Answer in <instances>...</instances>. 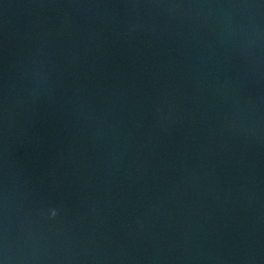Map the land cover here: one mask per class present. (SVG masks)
Instances as JSON below:
<instances>
[{
	"label": "water",
	"instance_id": "water-1",
	"mask_svg": "<svg viewBox=\"0 0 264 264\" xmlns=\"http://www.w3.org/2000/svg\"><path fill=\"white\" fill-rule=\"evenodd\" d=\"M0 264H264V0H0Z\"/></svg>",
	"mask_w": 264,
	"mask_h": 264
}]
</instances>
